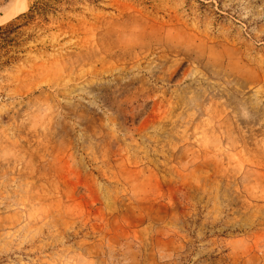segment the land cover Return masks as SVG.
Returning <instances> with one entry per match:
<instances>
[{
	"label": "rangeland",
	"instance_id": "1",
	"mask_svg": "<svg viewBox=\"0 0 264 264\" xmlns=\"http://www.w3.org/2000/svg\"><path fill=\"white\" fill-rule=\"evenodd\" d=\"M57 9L1 52L0 264H264V0Z\"/></svg>",
	"mask_w": 264,
	"mask_h": 264
},
{
	"label": "trees",
	"instance_id": "2",
	"mask_svg": "<svg viewBox=\"0 0 264 264\" xmlns=\"http://www.w3.org/2000/svg\"><path fill=\"white\" fill-rule=\"evenodd\" d=\"M62 2L63 0H34L27 13L17 17L12 24L6 27H0V61L2 55L1 52L7 50V48L12 46L14 42V40L11 39V36L15 33V30L24 26V24L20 26L16 25L18 21L25 20V25L36 19L47 21L48 15L56 13L58 10L57 6Z\"/></svg>",
	"mask_w": 264,
	"mask_h": 264
},
{
	"label": "bare ground",
	"instance_id": "3",
	"mask_svg": "<svg viewBox=\"0 0 264 264\" xmlns=\"http://www.w3.org/2000/svg\"><path fill=\"white\" fill-rule=\"evenodd\" d=\"M11 16H13V14H12V15H10V17H11Z\"/></svg>",
	"mask_w": 264,
	"mask_h": 264
}]
</instances>
